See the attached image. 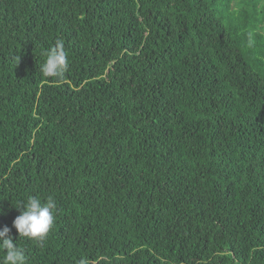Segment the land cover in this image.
<instances>
[{
	"label": "trees",
	"instance_id": "trees-1",
	"mask_svg": "<svg viewBox=\"0 0 264 264\" xmlns=\"http://www.w3.org/2000/svg\"><path fill=\"white\" fill-rule=\"evenodd\" d=\"M29 195L59 209L29 264H264V0H0L14 243Z\"/></svg>",
	"mask_w": 264,
	"mask_h": 264
},
{
	"label": "clouds",
	"instance_id": "clouds-1",
	"mask_svg": "<svg viewBox=\"0 0 264 264\" xmlns=\"http://www.w3.org/2000/svg\"><path fill=\"white\" fill-rule=\"evenodd\" d=\"M41 55L45 57L40 66L42 76L62 79L70 66L63 42L57 40L53 47L42 50ZM15 208L23 209L13 224L19 233V241L14 243L11 229L8 227L0 230V252L3 253L0 264H29V257L26 250L21 247L20 240L43 248L55 230L59 209L52 196H48L42 202L40 197L29 195L19 201V206ZM80 264H87L86 259H81Z\"/></svg>",
	"mask_w": 264,
	"mask_h": 264
}]
</instances>
